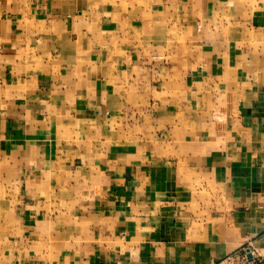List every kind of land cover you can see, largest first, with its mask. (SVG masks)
Listing matches in <instances>:
<instances>
[{
    "label": "crops",
    "instance_id": "obj_1",
    "mask_svg": "<svg viewBox=\"0 0 264 264\" xmlns=\"http://www.w3.org/2000/svg\"><path fill=\"white\" fill-rule=\"evenodd\" d=\"M132 41L157 51L144 90ZM247 243L264 256V0H0V264Z\"/></svg>",
    "mask_w": 264,
    "mask_h": 264
},
{
    "label": "rangeland",
    "instance_id": "obj_2",
    "mask_svg": "<svg viewBox=\"0 0 264 264\" xmlns=\"http://www.w3.org/2000/svg\"><path fill=\"white\" fill-rule=\"evenodd\" d=\"M129 1L133 2L134 0H128V3H129ZM117 36L120 37V36H122V34L120 32H118ZM126 36L127 35H124V37H126ZM130 36H131V39H134V37H136L134 34L133 35L130 34ZM98 38H100V37H98ZM160 41L163 42L164 41L163 38H161ZM133 43H134V41H132L130 44H128L129 45V47H127V48H129L128 53L129 52L135 53V51H136L138 53L139 61L137 63L130 64L131 69L139 68V69H142L144 72L147 71V73H146L145 77H138V78L127 77V78H121L120 80L123 83H126V82L132 83L131 85L128 84L130 86V91H134V90H136V88H139V87L143 88V90H144V89H146V88H144L145 85L153 84L152 79H151V73H150V70L153 68L151 61L154 58V56L157 55V51L156 50L151 51L150 46H146L144 44H140V45L136 44L135 45ZM168 52H169V49H167L166 46L159 48L160 60L164 59ZM96 53H104V48L103 47L102 48H96ZM97 63H99V67H102V65H103L102 63H100V62H97ZM146 92H148V91H146ZM139 96H140L139 98H142L143 96H146V94L139 95ZM131 121H132V119H131Z\"/></svg>",
    "mask_w": 264,
    "mask_h": 264
},
{
    "label": "built area",
    "instance_id": "obj_3",
    "mask_svg": "<svg viewBox=\"0 0 264 264\" xmlns=\"http://www.w3.org/2000/svg\"><path fill=\"white\" fill-rule=\"evenodd\" d=\"M219 264H264V256L247 243L226 255Z\"/></svg>",
    "mask_w": 264,
    "mask_h": 264
}]
</instances>
